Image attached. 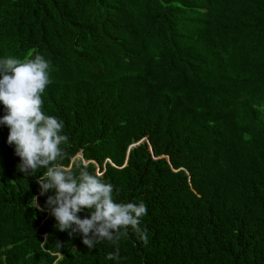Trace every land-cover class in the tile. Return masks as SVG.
Listing matches in <instances>:
<instances>
[{"label":"trees","instance_id":"1","mask_svg":"<svg viewBox=\"0 0 264 264\" xmlns=\"http://www.w3.org/2000/svg\"><path fill=\"white\" fill-rule=\"evenodd\" d=\"M36 54L63 165L144 202L148 243L60 231L0 124V264H264V0H0V59Z\"/></svg>","mask_w":264,"mask_h":264},{"label":"clouds","instance_id":"2","mask_svg":"<svg viewBox=\"0 0 264 264\" xmlns=\"http://www.w3.org/2000/svg\"><path fill=\"white\" fill-rule=\"evenodd\" d=\"M50 83V61L40 54L0 59V103L6 110L0 124L10 129L7 142L15 145V154L20 157L18 170L35 176L44 169L37 180L40 195L54 192L43 208L33 197L34 207L40 211L47 208L60 231L70 230V236L82 234L89 250L101 242H111L114 251L108 259L116 260L119 241L127 237L129 229L148 243L147 229L140 227L147 207L142 201L117 202L114 186L105 182L102 174H92L85 166L77 175L63 165L67 153L62 145L69 139L63 134L64 122L43 111L42 94ZM84 209L89 210V216L81 218L78 213Z\"/></svg>","mask_w":264,"mask_h":264},{"label":"rangeland","instance_id":"3","mask_svg":"<svg viewBox=\"0 0 264 264\" xmlns=\"http://www.w3.org/2000/svg\"><path fill=\"white\" fill-rule=\"evenodd\" d=\"M74 158L75 159L80 158V154H76Z\"/></svg>","mask_w":264,"mask_h":264}]
</instances>
